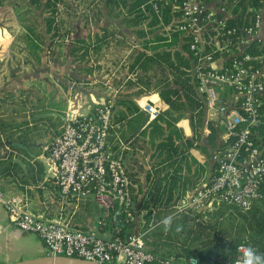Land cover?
<instances>
[{
  "label": "built area",
  "instance_id": "obj_1",
  "mask_svg": "<svg viewBox=\"0 0 264 264\" xmlns=\"http://www.w3.org/2000/svg\"><path fill=\"white\" fill-rule=\"evenodd\" d=\"M155 9L161 0H149ZM182 11L179 28L191 36L196 57L194 73L206 111L217 113L215 126L222 141L213 155L216 168L207 183L176 204V212L205 211L216 202L248 208L255 200L264 206V40L260 35L261 9L249 22L230 24L227 0H173ZM210 29L212 34L206 35ZM209 37V39H208ZM257 42L259 54L247 47ZM258 59L262 65H255ZM114 100L95 102L89 109L71 103L64 111L63 129L47 146L55 164V180L63 195L77 200L92 198L102 218L128 212L134 204L130 177L122 154L110 145ZM210 116V115H209ZM0 204L19 229L42 239L45 254L81 257L116 264H235L234 249L210 258L197 255L158 256L146 244L148 227L127 237L104 238L96 230L74 227L64 218L48 219L31 211L18 194H8L0 184ZM154 215V213H153Z\"/></svg>",
  "mask_w": 264,
  "mask_h": 264
},
{
  "label": "trees",
  "instance_id": "obj_2",
  "mask_svg": "<svg viewBox=\"0 0 264 264\" xmlns=\"http://www.w3.org/2000/svg\"><path fill=\"white\" fill-rule=\"evenodd\" d=\"M227 1L230 3L229 11L233 14L229 19L230 24L248 23L251 14L264 6V0ZM90 2L100 9L105 5L108 12L118 9L116 14L122 16L120 23L130 27L132 34L127 35L122 29V36H116L119 43L113 44L114 48L111 50H108V44L110 39L114 38L115 32L110 34L112 31L108 26L102 27L100 34L97 32L95 35L89 34L87 37L75 39L69 50L73 57V70H77V74L99 72L101 67L99 61L107 54L115 70L114 79L120 74H124V77L129 75L130 84L140 83L146 88L160 89L162 98L169 105L166 112L171 114V110L186 109L191 113L192 124L200 125L205 100L198 91V80L194 73L197 60L190 48L191 36L179 28L182 19L179 6L173 0H161L158 9H155L149 0H90ZM69 4L71 6L69 0H15L10 6L5 5L4 0H0L1 9L7 8V12L10 8L16 13L15 18L10 19L15 20L14 28L12 23H0L10 29L14 39L18 37L19 45L14 43L13 48L17 46L18 50L27 51L28 56L36 58L39 62L47 37L50 38V43L56 44L61 53L63 39L69 32L68 29L72 28L70 26L66 28L65 24L73 26L69 35L76 32V13L69 11ZM207 31V36L212 34L210 29ZM128 36L132 39L127 40ZM121 50H124L122 54ZM247 50L254 55L260 53L257 42L252 43ZM93 56L99 59L96 58L95 62ZM13 60L16 64L21 61L16 54ZM253 62L255 65H262L263 61L255 59ZM70 78L78 79L75 75H70ZM36 98V102L31 105L32 99L28 100L26 95L21 100V109L6 105L7 101H0V141L6 142L0 150V165L10 160V163L0 171L2 177L7 178L21 169V165L13 161L14 155L19 158L27 155L29 159L36 156L35 153L29 152L28 145L34 130L31 123L38 120H30V117L36 113L34 109L51 106L42 96ZM134 105L139 110V106ZM146 117L145 112L139 110L137 117L130 120V130L139 129L144 134L145 131L140 127ZM173 120L163 114L154 118L150 133L153 140L164 137L165 128L174 127L176 131ZM115 122L112 120L110 134L114 132ZM167 137V140L163 139L157 143L159 150L169 151L173 147L169 140L173 134L170 133ZM129 176L132 177V173ZM132 179L135 180V177ZM160 182L156 183L150 194L152 200L145 198L139 202L141 210L138 219L141 221V228L148 227L151 213L155 211L156 225L145 235L146 244L152 252L162 257L177 254L197 255L202 259H208L215 252L228 251L234 249L238 243L245 242L264 253V206L261 200H255L248 208L219 201L205 211L187 209L176 212L175 206L179 199L172 200L175 185H165L161 188ZM134 204L128 212L122 213L119 220L114 214L104 219L110 222L112 228H116L114 236L125 238L134 232L136 228ZM168 215H173L175 219L172 230L165 232L159 222ZM176 225L182 226L180 231H176Z\"/></svg>",
  "mask_w": 264,
  "mask_h": 264
},
{
  "label": "crops",
  "instance_id": "obj_3",
  "mask_svg": "<svg viewBox=\"0 0 264 264\" xmlns=\"http://www.w3.org/2000/svg\"><path fill=\"white\" fill-rule=\"evenodd\" d=\"M261 11L263 21L259 33L264 40V6ZM78 29L80 30V26ZM1 31L0 25V34ZM89 34L93 33L88 31L83 34L78 31L68 35V38L75 40L87 37ZM4 35V41L13 39L12 33L9 38L5 33ZM14 51L17 54L22 53L15 49L11 52L14 53ZM24 52L27 53L25 50ZM10 53L7 51L4 53L3 67L0 69V76L5 79H8L6 74L10 67L8 60ZM109 57L107 54L101 57L99 72L94 71L93 74H85L84 88L81 87L82 79L80 76L75 75L78 79L70 80V74L72 75L74 72H71L70 68L68 70L66 66L62 68L58 66L60 75H57L56 71L54 73L48 71L49 76L47 78H52L54 82H56L55 77L60 80L63 86L56 82L59 88L55 95L65 96L62 99L66 106L71 103L75 105L78 103V105L88 106L87 109H89L95 102L107 99L114 100L112 120L116 122L114 132L110 134V145L112 149L118 150L122 154L129 175L132 173V177H129L131 195L136 202L133 210L136 219V228H134L133 233H136L145 229L141 228V221L138 219L141 210L139 202L145 198L153 199L150 194L155 189L156 183L161 181V188H164L165 185H175L172 200L179 199L180 202L187 198L189 192L208 182L216 168L213 155L221 144L222 131L215 126L214 119L206 111V106H204L201 124L195 123L194 126L191 121V113L188 110H171V114L166 112L169 105L162 98L160 89L146 88L140 83L130 84L129 75L124 77V74H120L117 79H114L115 70L109 63V61L112 62L111 58L108 59ZM32 59L38 62L36 58ZM16 66L17 69L14 72L16 75L13 76L12 71L9 82L5 80L0 82V93L11 90L10 88L13 87L12 79H16L17 74L24 71V69L18 70L21 68L19 62ZM73 67L74 64L71 68L73 69ZM75 71L77 72V70ZM25 73H27L26 75H33L32 71ZM23 85L21 83L17 87L24 88ZM46 103L51 106L45 109L41 108L40 112H36L30 117V120H38L36 123H31L34 125V130L32 140L28 145L29 152L35 153L36 156L29 159L27 155H23L22 158L14 155L13 161L19 163L21 169L19 168L17 173L7 178L0 176V184L2 186L5 184V191L8 194H18L24 198L28 208L34 213L42 214L48 219L64 218L74 227L96 230L104 238H110L114 236V229L116 228H112L109 221H104L105 218H102L98 204L92 198L77 200L73 196L63 195L59 191L55 180V164L48 157L47 146L61 132L63 127L62 115L67 107L63 109L59 102L55 103L54 99H46ZM30 104L33 105V103ZM134 104L138 105L139 110L145 112L147 116L140 127L141 130L145 131L144 134L139 129L130 130V120L137 117L139 112ZM160 114L170 120L177 116L176 120L172 121L176 125L177 132L174 127L165 128L164 137L153 140V136H150L151 122ZM170 133L173 134V137L169 139L173 143V147L169 151L159 150L157 143L163 139L167 140V135ZM2 147L4 145L0 146V150ZM17 159L21 162L16 161ZM6 162L9 164L10 160ZM4 164L0 165V167L3 166L0 171L8 165L4 166ZM133 177L135 180L132 179ZM153 213L155 215V211L151 213V217L154 216ZM114 215L118 220L121 218L120 213ZM45 252V245L39 235L23 231L15 226L4 206L0 204L1 264L43 255Z\"/></svg>",
  "mask_w": 264,
  "mask_h": 264
},
{
  "label": "rangeland",
  "instance_id": "obj_4",
  "mask_svg": "<svg viewBox=\"0 0 264 264\" xmlns=\"http://www.w3.org/2000/svg\"><path fill=\"white\" fill-rule=\"evenodd\" d=\"M69 1L71 3V6H70V4L68 6L69 11L76 13V16H75L76 17V27H77L76 32L79 31V32L84 34L85 32L89 31L90 33H93V35H95L97 32H98V34H100V32H102L101 28L105 27V26H108L110 28V30L112 31V32H110V34H113L115 32V36H113L114 38H111L110 43L108 44V50L109 49L111 50L112 48H114L113 44L119 43L116 41V39H117V37L122 36V34H121L122 29L124 30V32L127 35L132 34L130 27L123 26V24L120 23L122 16L116 14L118 9L108 12V9L105 7V5H102L101 9L99 7L96 8L90 2V0H88V1H86V0H69ZM4 2H5V5L10 4V6H11V4L13 5V3L15 2V0H4ZM0 10H2V12L0 13V22L1 23L6 22L7 24L12 23V24H14V25H12V27L14 28L15 20L10 21V19H14L16 13H14L10 8H9V11H7V12H6L7 8H4V9L0 8ZM3 12H6V14H4ZM67 13L65 15H67ZM75 17H74V20H75ZM1 23H0V25L2 27L1 32L3 33V35H2V33L0 34V69H2V67H3V65H2L3 61L2 60H4V58H5V57H3L4 53H6V51L10 53L14 49L18 50L17 46H14L16 48H13L14 43L19 45L18 37L17 38L15 37V39H14V35H13L12 40L9 39L7 41L6 40L4 41V38H5L4 33L6 34L7 38L11 37L12 35H10L11 34L10 29L7 26L4 27ZM68 26L73 28V26H71L69 24H65L66 28ZM79 26H80V30L78 29ZM71 29H68L69 32H71ZM69 32L65 35V38L63 39V51L61 53H60V51H58L59 49L56 47V44L50 43V38L47 37L44 44H43V50L40 53L41 59L39 62H36V61H33L32 59H30L32 57L28 56L27 53L24 51H21L22 52L21 54H17L15 51H14V53L11 52L9 57H8V60L10 61V67H9V71H7V74H6V77L8 79H5L3 76H0V82H2V81L4 82V80L9 82L11 80V77L9 78V76L12 73H13V76L16 75L14 72L17 69V66H16L17 64L13 60L14 54H16L17 58L21 60V61H18L19 65L21 66V68H19L18 70L24 69V71L19 72L17 74L16 79H12L13 80V83H12L13 87L10 88L11 90L2 91L0 93V101H2V100L7 101L6 105L21 109L22 108L20 105L21 100L23 98H25L26 95H28V100L31 101V99H32L31 103H33V104L36 102L37 96H42L45 99V102H46V99H48V100L54 99L55 103L59 102V104L61 105V107L63 109L65 107H68L65 105V102L62 99L63 96L61 97L59 95H55L56 91H58V88H59V86L56 84V82L59 85L63 86L62 83H60V80H58L54 76L56 79L55 80L56 82H54V80L52 78H50V77L47 78V77L49 76L48 71H51L53 73H54V71H56L57 75H60V73H59L60 69L58 70V66H60V68L66 66L68 68V70L70 68L71 72L72 71L74 72V74H72V75L80 76V78L82 79L81 80L82 82H80L81 87L82 88L85 87V79H84L85 74H82V73L77 74V72L71 68L72 64H74V63L72 62L73 57L69 54V50L73 46V42H74L73 40L74 39L68 38V35L70 34ZM76 32H74V33H76ZM127 38H128L127 40L132 39L130 36H128ZM128 42L130 43V41H128ZM117 52L118 51H116V53ZM123 52H124V50H121V54ZM25 56H27L29 58H26ZM96 58H97L96 56L95 57L93 56L92 59L96 62L97 59H99V57L97 59ZM26 59H28V61ZM108 59H110V58H108ZM109 63L112 65V62L109 61ZM27 70L29 72L32 71L33 75H26L27 73H25V72H28ZM32 78H34V79H32ZM70 80L72 81V79H70ZM21 83L24 84L23 87L25 89H23L21 87H17ZM61 102H62V104H61ZM37 104L39 105L40 103H37ZM86 105H87V103H86ZM87 108H88V106H84V110H87ZM40 110H42V109L41 108L34 109V112H40ZM209 115L212 119H216L217 113H216L215 109H213V108L210 109ZM39 126H41V124H39ZM62 129H63V127H62ZM3 187L5 189V184L3 185ZM1 263H2V260H0V264Z\"/></svg>",
  "mask_w": 264,
  "mask_h": 264
},
{
  "label": "clouds",
  "instance_id": "obj_5",
  "mask_svg": "<svg viewBox=\"0 0 264 264\" xmlns=\"http://www.w3.org/2000/svg\"><path fill=\"white\" fill-rule=\"evenodd\" d=\"M175 217L168 215L163 217L159 224L165 232L172 230ZM181 225H176V231H180ZM239 256L235 259V264H264V253L260 252L251 244H241L238 248Z\"/></svg>",
  "mask_w": 264,
  "mask_h": 264
},
{
  "label": "water",
  "instance_id": "obj_6",
  "mask_svg": "<svg viewBox=\"0 0 264 264\" xmlns=\"http://www.w3.org/2000/svg\"><path fill=\"white\" fill-rule=\"evenodd\" d=\"M6 142L0 141V146H3ZM16 161L21 162L17 159ZM8 162L4 164L6 166ZM3 166L0 167V169ZM3 264H109L101 263L97 261L88 260L81 257L65 256V255H52V254H43L31 258L20 259L12 262H6Z\"/></svg>",
  "mask_w": 264,
  "mask_h": 264
}]
</instances>
